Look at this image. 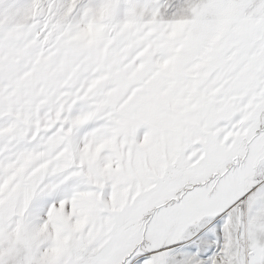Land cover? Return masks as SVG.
Returning a JSON list of instances; mask_svg holds the SVG:
<instances>
[{
  "label": "snow or ice",
  "instance_id": "1",
  "mask_svg": "<svg viewBox=\"0 0 264 264\" xmlns=\"http://www.w3.org/2000/svg\"><path fill=\"white\" fill-rule=\"evenodd\" d=\"M0 264H264V0H0Z\"/></svg>",
  "mask_w": 264,
  "mask_h": 264
}]
</instances>
